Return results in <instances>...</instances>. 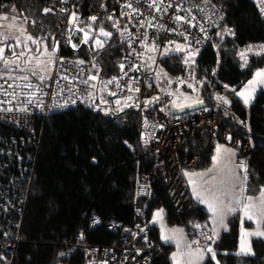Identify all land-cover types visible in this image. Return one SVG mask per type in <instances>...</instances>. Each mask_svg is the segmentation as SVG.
I'll use <instances>...</instances> for the list:
<instances>
[{
  "label": "trees",
  "instance_id": "obj_1",
  "mask_svg": "<svg viewBox=\"0 0 264 264\" xmlns=\"http://www.w3.org/2000/svg\"><path fill=\"white\" fill-rule=\"evenodd\" d=\"M50 1L0 0V13L14 14L24 20L27 32L37 40H44L49 48L60 40L58 52L87 62L94 75L109 83L128 54L127 44L121 41L117 31L122 16L115 0H76L75 11L57 6L46 11L45 6ZM215 1L226 12L224 30H231L232 36L220 39L217 45L202 48L191 63L184 51L163 56L155 80L165 94L166 106L172 102L170 90L178 87L182 79L195 78L200 82L198 97L204 106L210 105L216 96L223 97L219 99L222 107L218 119L220 127L251 141L245 164L247 181L253 192L264 184V90L249 104H245L237 92L258 67L264 66V49L260 47L264 45V5H259L258 0ZM103 4L107 5V12L101 11ZM77 12L86 19L95 15L99 23L97 28L110 35H98L87 43L64 48L69 42L67 34L73 27L70 17L74 13L76 18ZM246 46L254 50L250 56H247ZM11 51L9 46L7 54ZM0 78L6 77L0 75ZM181 88L187 90L188 86L183 84ZM87 95L77 105L52 112L45 122L38 120L34 136L38 140L40 134V142L32 150L36 160L30 192L21 195L18 203L23 208L22 214L12 212L3 217L8 207L3 201L4 192L18 185H9L12 181L8 173L0 177V264H83L82 250L76 242L107 245L117 238L116 232L103 225L90 228L93 215L103 221L116 218L132 227L138 208L150 223L153 208L164 206L167 221L184 225L189 237L198 222L208 226L210 215L206 207L194 200L192 209L177 211L162 179L152 181L148 194L139 198L135 205L137 171L143 173L156 162L154 155L145 154L139 163L136 153L129 147V144L138 145V110L134 106L118 110L113 101L99 103L96 92L90 91ZM93 102L108 109H95L91 105ZM146 104L148 113L162 106L160 97ZM12 137L25 136L0 124V140ZM220 141L218 135L212 136L208 131L197 132L184 141L180 153L182 156L198 153L195 167H205L210 164L214 148ZM241 154L238 150V156ZM2 161L7 163V157ZM11 170L20 176L18 167ZM26 181L21 186L23 190ZM150 226L158 237V227L151 223ZM240 226L239 215L229 218L228 229L219 237H212L215 258L209 253L203 264H264L263 238L251 239V254H237ZM79 228H84L86 233L83 238L76 239ZM12 232L19 235L13 256L1 247L6 235ZM161 245L164 256L155 264H173L169 254L173 246L162 242Z\"/></svg>",
  "mask_w": 264,
  "mask_h": 264
},
{
  "label": "built area",
  "instance_id": "obj_2",
  "mask_svg": "<svg viewBox=\"0 0 264 264\" xmlns=\"http://www.w3.org/2000/svg\"><path fill=\"white\" fill-rule=\"evenodd\" d=\"M75 2L76 0H52L46 4L45 10L51 11L55 6L63 10H74ZM115 2L122 16V23L117 31L121 41L127 44L128 54L109 83L94 75L91 65L87 62L72 58L64 52L57 53L49 78H0V124L25 136L0 140V177L9 174L12 181L9 185H18L12 191L4 192L3 201L8 207L5 208L3 217L12 212L23 213V208L19 207L18 203L21 195L25 196L30 192L36 160L32 150L40 142V134L37 136L38 140L34 136L37 133L38 120L45 122L52 112L81 103L90 91L96 92L99 103L107 104L113 101L116 105L127 104L138 110V145L129 144V147L136 153L139 163L145 154L154 155L156 162L143 173L139 169L137 171L135 205L138 204L139 198L148 194L152 181L162 179L177 211H187L194 207L186 171L197 165L199 154L182 156L180 149L184 141L197 132L208 131L210 135H218L222 141L238 147L242 154L237 159L246 163L245 155L250 149L251 141L220 127L218 119L222 107L217 96L208 106L184 115L172 116L165 104V94L155 80L163 57V48L182 45L202 49L217 45L220 39L232 36L231 30H224L227 18L224 8L215 0ZM258 4L263 6L264 0H258ZM94 16L86 19L77 12L74 26L67 34L69 42L64 48L76 47L102 35L101 30L97 28L99 23L92 19ZM74 30H78L80 36L75 41L72 39ZM249 47L251 46L245 47L247 56L254 51L252 47L249 51ZM158 97L162 106L148 113L146 103ZM4 157H7V163L2 161ZM15 167L21 172L19 177L15 172H11V168ZM24 181L25 190L21 188ZM100 225L116 232L117 238L107 245L76 242V246L82 250L83 264H155L163 258L161 241L153 233L141 209L136 210L132 227L116 218L103 221L99 216L93 215L90 228ZM85 233L84 228H79L76 239L83 238ZM190 237L192 241H198V244L193 243L194 245L211 248L212 251L215 248L210 229L202 222L196 224ZM18 242V234L8 233L1 247L13 256Z\"/></svg>",
  "mask_w": 264,
  "mask_h": 264
},
{
  "label": "rangeland",
  "instance_id": "obj_3",
  "mask_svg": "<svg viewBox=\"0 0 264 264\" xmlns=\"http://www.w3.org/2000/svg\"><path fill=\"white\" fill-rule=\"evenodd\" d=\"M74 22L75 15L74 13H72L70 17V24L74 26ZM9 46L12 51L7 54V49L9 48ZM178 46L182 50H177ZM60 48V40H58L52 48H49L44 40H37L27 32L26 23L24 20L14 14L0 13V63L2 68V70L0 71L1 76L14 78H38L40 80L49 78L53 72L56 62V55ZM200 50L201 48L192 49L184 47L182 45H177L175 48H163L162 53L163 56H167L172 52L184 51L187 60L191 63L194 62ZM257 72H264V66L258 67L255 70L253 76L247 82H245V84L242 85L239 92L244 91V89L248 86L249 81L257 79ZM41 77H43V79H41ZM183 84H186L188 86L187 90H182L181 87ZM200 88V82H197L195 78L182 79L178 87L170 90V93L173 95L171 103L176 107H180L181 105L185 106L198 102V93ZM232 88L233 87H231V89ZM261 90H264V84L257 83L255 86V91L252 93V98L249 102H252ZM91 105H93L95 109H108L107 106L100 107V105L96 104L95 102H93ZM127 107H129V105L121 104L118 105V110H123ZM217 146H221L222 148L219 164H217V162L214 160L211 166H206L205 168L195 167L193 168V170H187L186 173H188L187 175L189 178V182L191 181L190 188L193 195H196V191H199L205 198H209V189H211L213 185H215L216 187H220L219 182L222 179L229 180L230 183L235 184L236 187L231 199L228 197L224 198L225 211L227 212L228 207L236 206L237 198L241 199V202L243 203V197H241L240 195L241 187H244L246 189V191L244 192L245 196H258V190L264 188V184L261 185L260 188L257 189V191L252 192L251 186L247 181V165L243 162H239V160L237 159L239 150L238 147L223 141L218 142L216 147ZM224 149L228 151H223ZM216 155L217 152L214 157H216ZM209 169H212V171H209ZM205 173L206 175H201ZM214 177L215 179H213ZM205 206L207 207L206 204ZM161 210L162 216L160 218H157L156 213ZM165 214L166 209L164 206H156L153 208L149 220L152 225L158 227V238L160 239V241L164 244H173V248L169 253L170 258L172 259L173 255L178 252L182 253V255L178 257V259L180 260V264H187L189 253L203 254L204 260L199 262V264H203L209 255V253L206 251L207 249L201 245H194L189 237L186 227L182 224L169 223L166 219ZM209 215L210 217L207 223L210 226L209 228H211L214 237H219L224 230L228 229V222L230 217L239 215L241 224L239 248L241 245L242 233L252 232L257 228L256 221L247 220L244 217L243 212L239 210H237V212L235 213L227 214L224 217L223 224H220L218 220H214L211 212H209ZM242 221L243 223H241ZM260 230L264 231V223L261 224ZM162 234L168 235L170 237L174 236L175 239L166 243L161 239ZM252 238L253 237L247 238V241L250 243V245ZM177 241H179L180 244L179 248L177 247ZM189 244H191V248L188 247ZM214 250L212 251V253H214ZM238 252H240V249ZM192 259L194 260L195 257H192ZM173 264H176V262L173 261Z\"/></svg>",
  "mask_w": 264,
  "mask_h": 264
},
{
  "label": "snow or ice",
  "instance_id": "obj_4",
  "mask_svg": "<svg viewBox=\"0 0 264 264\" xmlns=\"http://www.w3.org/2000/svg\"><path fill=\"white\" fill-rule=\"evenodd\" d=\"M47 11V10H46ZM93 20H95V17H92ZM177 19H180L177 17ZM102 35H110V33L104 32L103 29H101ZM35 42V41H34ZM98 45H101L100 41H97ZM261 49H264V45L260 46ZM177 50H182L179 48ZM251 51V47L248 49ZM243 58V53L241 54ZM187 63V61H185ZM256 80L249 81L248 86L244 89V91L237 93L239 96L244 98V103L248 104L250 99L252 98V93L255 91V86L257 83L264 84V72H257L256 73ZM95 77H93L94 79ZM43 79V77H41ZM191 87V85H190ZM218 99H223V97H218ZM198 103H202L198 101ZM227 103V101H225ZM180 107H183L181 105ZM223 151H228L224 149ZM217 155L214 157V160L219 164V161L221 159V153L222 148L221 146H217L216 149ZM209 171H212V169H209ZM222 171V170H221ZM187 175V173H186ZM201 175H206L201 174ZM215 179V177L213 178ZM191 182V181H190ZM246 182V178H245ZM220 187H216L213 185L211 189H209V198H205L199 191H196V196L198 200L201 203H204L208 207V211L212 213L214 220H218L220 224H223L224 217L229 213H235L237 210L243 212L244 217L249 221H256L257 228L255 231L252 232H243L242 238H241V245H240V252L239 254H251L252 249L250 243L247 241L248 237H258V238H264V231H261V224L264 223V188L259 189V195L258 196H245L244 192L246 189L244 187L240 188V195L243 197V203L241 202V199H236V206L235 207H228L227 212L225 211V205H224V198L228 197L231 199L234 193V189L236 187L235 184L230 183L229 180L222 179L220 182ZM253 191H257L254 189ZM162 216V210L156 213V217L160 218ZM243 223V221L241 222ZM182 231V230H177ZM161 239L163 241L170 242L171 240L175 239L174 236L170 237L168 235L162 234ZM192 243L198 244V241H192ZM177 247H180L179 241H177ZM189 248H191V244L188 245ZM208 253H212V249L208 248L206 250ZM182 253H176L173 255L172 259L176 262V264H180V260L178 259L179 256H181ZM192 257H195L193 260ZM212 258H215V254L212 253ZM204 260L203 254H197V253H189V259L187 261V264H199L200 261Z\"/></svg>",
  "mask_w": 264,
  "mask_h": 264
},
{
  "label": "water",
  "instance_id": "obj_5",
  "mask_svg": "<svg viewBox=\"0 0 264 264\" xmlns=\"http://www.w3.org/2000/svg\"><path fill=\"white\" fill-rule=\"evenodd\" d=\"M101 11L102 12H107L108 11V7L106 4H103L102 7H101ZM79 31L78 30H74L73 33H72V39L75 41L76 39H79ZM78 42H76L77 44ZM204 106V103H193V104H189V105H185L183 107H176L174 106L172 103H169L167 105V110L169 111L170 114L172 115H179V114H182L184 112H190L194 109H197V108H201Z\"/></svg>",
  "mask_w": 264,
  "mask_h": 264
},
{
  "label": "crops",
  "instance_id": "obj_6",
  "mask_svg": "<svg viewBox=\"0 0 264 264\" xmlns=\"http://www.w3.org/2000/svg\"><path fill=\"white\" fill-rule=\"evenodd\" d=\"M237 93H240L239 91L237 92ZM238 95V94H237ZM239 96V95H238ZM243 101H244V98L243 97H241V96H239ZM249 103H251V102H249ZM248 103V104H249ZM217 145V144H216ZM216 146H215V148H214V152H213V155H212V157H211V162H210V164L209 165H207V167L208 166H211L212 164H213V162H214V155L216 154ZM215 153V154H214ZM206 167V166H205ZM205 167H203V168H205ZM200 168V167H199ZM202 168V169H203ZM191 170H193V169H191ZM188 171H190V170H188ZM188 174V173H187ZM186 178H187V181H188V183H189V186H190V182H189V178H188V175H186ZM191 189V188H190ZM191 193H192V191H191ZM192 196H193V198H194V200H196L197 202H200L199 200H198V198H197V196L196 195H193V193H192ZM201 203V202H200ZM202 205H204L205 206V204L204 203H201ZM206 207V206H205ZM206 209L208 210V208L206 207ZM209 226V225H208ZM210 227V226H209ZM210 232H211V235H212V237H214L213 236V233H212V231H211V228H210ZM214 238H217V237H214ZM166 245H173V244H166Z\"/></svg>",
  "mask_w": 264,
  "mask_h": 264
}]
</instances>
